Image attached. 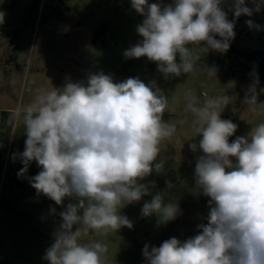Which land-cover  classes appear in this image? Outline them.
<instances>
[{
    "label": "clouds",
    "instance_id": "clouds-1",
    "mask_svg": "<svg viewBox=\"0 0 264 264\" xmlns=\"http://www.w3.org/2000/svg\"><path fill=\"white\" fill-rule=\"evenodd\" d=\"M231 0L234 18L259 12L264 0ZM228 0H130L143 17L136 26L142 38L123 53L126 59L146 57L165 79L194 71L195 61L210 51L226 53L235 38V19L229 20L223 5ZM0 12V24L4 22ZM249 28L259 29L252 20ZM219 37V39H217ZM193 48L198 54L193 55ZM179 57V60L177 59ZM208 74L215 69L208 67ZM244 103H255V85ZM261 91H264L262 89ZM193 131L200 137L203 155L195 164V179L209 197L206 223L184 241L169 238L159 246L145 244V264H264V122L247 136L232 142L238 125L222 119L220 100L198 108ZM225 101L228 97L223 98ZM167 96L139 77L114 82L103 71L90 73L86 81L66 82L63 87L38 90L34 100L16 108L23 115L25 148L19 154L23 176L31 162L40 167L30 178L38 195L63 206L62 223L54 242L45 251L48 264H105L107 247L99 242L82 243L84 232L118 231L133 227L121 209L151 194L154 182L141 183L159 171L160 143L171 137L176 126L163 119ZM55 212V209H52ZM179 204L157 192L141 208L143 217L155 215L159 224L174 221ZM77 225L75 231L73 226Z\"/></svg>",
    "mask_w": 264,
    "mask_h": 264
},
{
    "label": "rangeland",
    "instance_id": "rangeland-1",
    "mask_svg": "<svg viewBox=\"0 0 264 264\" xmlns=\"http://www.w3.org/2000/svg\"><path fill=\"white\" fill-rule=\"evenodd\" d=\"M154 2L158 0H149ZM230 3L228 0L223 8L228 19L234 20ZM246 3L254 7L250 0ZM0 12L5 14L0 24V264H48L43 257L62 223L59 213L68 203H75L66 198L64 205L58 206L36 193L30 185V178L41 170L35 161L18 176L24 167L19 154L24 151L26 135L23 115H13L16 108L30 104L38 90L83 82L90 73L100 71L111 74L114 82L129 77H139L146 84L155 82L167 96L163 119L174 124L176 131L159 145L160 156L154 163H161V169L154 168L141 181L154 182L151 194L121 209L133 227L85 233L81 226V242L105 245V264H145V244L159 247L172 237L184 241L196 235L197 226L206 223L210 198L196 185L195 164L203 153L189 147L198 145L200 137L193 138L196 116L188 104L195 98L194 106L202 108L207 101L219 99L216 110L221 118L238 125L229 142L247 136L264 122V4L252 16L235 19L231 41L235 51H210L195 61L192 73L169 79L146 57L123 56L142 39L136 26L143 17L131 8L130 0H0ZM249 19L260 28H249ZM192 51L198 54L197 48ZM207 66L215 73L209 75ZM257 78L256 102L244 103ZM157 192L179 204L181 214L174 221L159 224L155 215H141L143 203ZM77 227L74 225L73 231Z\"/></svg>",
    "mask_w": 264,
    "mask_h": 264
},
{
    "label": "trees",
    "instance_id": "trees-1",
    "mask_svg": "<svg viewBox=\"0 0 264 264\" xmlns=\"http://www.w3.org/2000/svg\"><path fill=\"white\" fill-rule=\"evenodd\" d=\"M103 32H104V31H103ZM230 50H231V51H235V48H234L231 44H230ZM257 54H258V53L255 54L256 57H258ZM248 57H249V55H248ZM261 64H262V67H263V73H264V54H263V61H262Z\"/></svg>",
    "mask_w": 264,
    "mask_h": 264
}]
</instances>
